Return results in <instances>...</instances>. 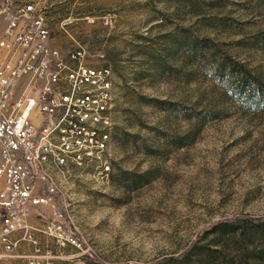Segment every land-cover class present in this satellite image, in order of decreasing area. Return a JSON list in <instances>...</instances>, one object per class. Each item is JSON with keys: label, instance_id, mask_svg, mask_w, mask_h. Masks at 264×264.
Masks as SVG:
<instances>
[{"label": "rangeland", "instance_id": "1", "mask_svg": "<svg viewBox=\"0 0 264 264\" xmlns=\"http://www.w3.org/2000/svg\"><path fill=\"white\" fill-rule=\"evenodd\" d=\"M43 15L62 55L81 46L87 64L111 68L116 100L107 179L96 160L68 182L44 165L80 247L35 231L41 252L55 264H151L199 237L226 259L251 250L256 227H210L264 217V101L237 100L212 70L228 57L264 80V0H47ZM180 109L217 117L200 126Z\"/></svg>", "mask_w": 264, "mask_h": 264}, {"label": "built area", "instance_id": "2", "mask_svg": "<svg viewBox=\"0 0 264 264\" xmlns=\"http://www.w3.org/2000/svg\"><path fill=\"white\" fill-rule=\"evenodd\" d=\"M46 2L0 0V264H55L41 252L35 231L80 247L64 227L39 161L68 182L88 160H111L101 139L115 125L114 74L109 66L87 64L81 46L64 56L50 45ZM110 172L94 177L107 179ZM21 245L28 248L16 253Z\"/></svg>", "mask_w": 264, "mask_h": 264}, {"label": "trees", "instance_id": "3", "mask_svg": "<svg viewBox=\"0 0 264 264\" xmlns=\"http://www.w3.org/2000/svg\"><path fill=\"white\" fill-rule=\"evenodd\" d=\"M198 44V40H193L191 50L195 51L193 47H197ZM212 77L222 84L231 85V93L237 100H243V98H246L249 103L256 106L264 101V80L252 74L249 69L231 58L227 57L219 59L212 70ZM150 101L155 105H174L173 103L169 104L165 100H157L154 98H151ZM173 107L174 106H172V108ZM177 114L183 119L193 118L200 126L217 117L215 112L207 110L196 111L194 114H189L180 109ZM112 135L113 140H115V129ZM240 221L250 224L257 229V236L252 240L250 239L251 243L253 242L251 250L243 248L240 253L226 259L223 254H220V250L217 248L199 242V237L197 241H194L180 254L164 260L155 261L151 264H264V217L254 219L248 216H242L231 220H220L214 222L210 228L226 231ZM98 264H101V262Z\"/></svg>", "mask_w": 264, "mask_h": 264}, {"label": "bare ground", "instance_id": "4", "mask_svg": "<svg viewBox=\"0 0 264 264\" xmlns=\"http://www.w3.org/2000/svg\"><path fill=\"white\" fill-rule=\"evenodd\" d=\"M112 125L110 126V134L108 135H102V139H101V147H108V150H109V146L111 144V141H112ZM111 155V154H110ZM88 161H91V160H88ZM87 161V162H88ZM97 163H104L103 164V170H105V168H111L110 165L105 161L104 162H97ZM44 165L45 166H48V168L50 170H52L50 168V165H49V162L48 161H39V170L41 172V177L44 179V180H47V172L44 170ZM87 166V165H85ZM85 166H84V170H85ZM49 182V181H48ZM51 186L53 187L52 183H50Z\"/></svg>", "mask_w": 264, "mask_h": 264}, {"label": "crops", "instance_id": "5", "mask_svg": "<svg viewBox=\"0 0 264 264\" xmlns=\"http://www.w3.org/2000/svg\"><path fill=\"white\" fill-rule=\"evenodd\" d=\"M41 208H46L45 206H40ZM28 221L31 223V224H34L36 225L37 224V220H36V217L34 215H29L28 216ZM15 235H19V232H16ZM28 247L27 246H24V245H21L19 246L17 249H16V253H21L23 252L24 250H26Z\"/></svg>", "mask_w": 264, "mask_h": 264}]
</instances>
